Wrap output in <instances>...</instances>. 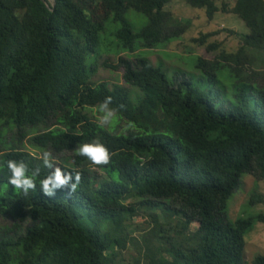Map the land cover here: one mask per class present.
Masks as SVG:
<instances>
[{"label":"trees","instance_id":"obj_1","mask_svg":"<svg viewBox=\"0 0 264 264\" xmlns=\"http://www.w3.org/2000/svg\"><path fill=\"white\" fill-rule=\"evenodd\" d=\"M170 1L0 0V146L8 144L0 147V165L23 161L27 175L39 169L35 188L24 194L0 167V216L14 220L0 229V264H124L134 240L128 220L148 210L157 222L148 239H157L161 255L149 247L153 255L144 264L245 263V235L264 223V213L233 221L227 209L246 174L264 176L263 72H247L264 62V0H183L208 19L219 10L234 13L249 28L236 52L197 57L203 75L197 82L170 80L136 53L165 47L184 32L180 24L189 21L165 9ZM83 2H102L106 17L118 24L115 46L134 59L121 56L105 65L123 68L125 83L139 92L135 99L121 85L89 83L108 24L96 22ZM129 9L147 18L139 30L125 17ZM106 97L113 122L101 126L90 111ZM122 120L126 132L117 131ZM93 139L108 150L107 164L77 153ZM48 150L61 155L62 171L79 174L75 192L67 185L52 196L41 192L39 180L56 165L50 157L53 169L43 165ZM171 216L178 219L174 237L160 232ZM252 263L264 264V254Z\"/></svg>","mask_w":264,"mask_h":264},{"label":"rangeland","instance_id":"obj_2","mask_svg":"<svg viewBox=\"0 0 264 264\" xmlns=\"http://www.w3.org/2000/svg\"><path fill=\"white\" fill-rule=\"evenodd\" d=\"M233 0H231V4ZM93 17L96 22H106V29L101 34L102 43L98 52L92 57L94 67L91 68L88 77L89 83L96 85L101 82L108 83L109 87L114 84L121 85L127 89L131 98L135 99L138 97L139 92L136 88L131 87L125 83L123 79V68L119 67L113 69L106 66L107 62L115 64L119 57L129 56L133 60V55L126 51L119 52V48L116 45L115 39H113V32L117 29L118 24L115 23L110 17H106L108 11L104 8L102 2H98L95 5L88 3H81ZM165 9L170 12L172 16L180 18L189 23L183 22L180 24L184 27V32L181 36L171 41L165 47L155 49H141L136 51L140 52V55L146 56L150 61L161 67L165 72L166 76L170 80L175 78H186L191 79L194 82L199 81L203 75L200 70L196 68L197 57H205L212 59V54L224 51L227 53L236 52L241 46V41L244 35L249 32V28L246 26L244 21L236 14L229 12H222L221 10L216 11L213 19H208L205 10L202 8L192 7L183 2V0H171L165 5ZM126 19L132 24L135 30H139L147 23V18L132 9L127 10L125 14ZM204 33H210L204 42H200L199 39ZM195 39V40H194ZM118 51V52H117ZM214 52V53H213ZM254 50L248 51V55L254 54ZM128 54V55H127ZM264 54V51L262 52ZM261 59V54H258ZM259 65L250 67L247 72L251 73V70L256 72L261 69L263 72L262 76H259V81L264 83V62L260 61ZM186 72V73H185ZM220 73H228L223 69ZM91 108V113L96 118L97 114H94ZM97 119V118H96ZM111 120L109 125H111ZM108 125V124H105ZM118 132H126L130 127L126 120H122L116 125ZM10 133V132H8ZM28 141L25 140V143ZM8 144H2L1 148H6ZM26 150L31 152L38 151L28 144L25 145ZM49 157L53 158L56 162L54 168L58 166L60 154H54L52 150L47 151ZM97 173V179H101L104 173L99 169L93 168ZM130 202V200H128ZM228 217L231 220H236L243 217L256 216L259 213H264V176H257L253 174H246L240 181V185L234 195L228 200ZM157 214L161 216V211L156 209ZM151 211H139L134 216L133 220H128V230L134 236V240L129 243V246L124 250V264H136L140 262L145 263L146 256L153 255V251L156 252L155 257L158 258L161 254L159 253L158 241L156 238H149V233L156 227V221L148 215ZM171 221L165 222L161 231H164L165 236L174 237L176 227L175 216H171ZM27 221L31 222L30 219ZM163 222V220H160ZM14 220L8 216H0V229L2 227H11ZM197 222L192 224L193 228H196ZM29 224H26V226ZM150 240L151 242L147 241ZM257 254H264V223L257 222L251 230L247 231L245 235V263L253 264L252 260Z\"/></svg>","mask_w":264,"mask_h":264},{"label":"clouds","instance_id":"obj_3","mask_svg":"<svg viewBox=\"0 0 264 264\" xmlns=\"http://www.w3.org/2000/svg\"><path fill=\"white\" fill-rule=\"evenodd\" d=\"M110 98H105L98 107L92 109L96 118L101 126L108 124L114 116V112L109 108ZM77 153L80 156L85 157L94 165L107 164L109 160V153L106 147L96 139H93L91 142L83 143L78 145L76 149ZM42 163L46 168L53 169V164L49 160V153L44 152L42 154ZM0 167H6L9 176L7 183L13 187L14 190H19L24 194H27L30 189H34L36 184L34 183V178L38 176L39 169H36L31 172L30 175H27V166L23 161H13L7 160ZM68 167H64V170L60 167H55L45 178L39 180V186L41 192L45 196H52L53 189L68 186L69 193H73L77 190V186L80 182L79 174L72 169L69 173L67 171ZM98 169V168H96ZM101 171V170H100ZM102 172V171H101ZM71 181V183H70Z\"/></svg>","mask_w":264,"mask_h":264},{"label":"water","instance_id":"obj_4","mask_svg":"<svg viewBox=\"0 0 264 264\" xmlns=\"http://www.w3.org/2000/svg\"><path fill=\"white\" fill-rule=\"evenodd\" d=\"M49 1L51 2L52 5L55 4V0H49ZM47 6H48V8H51V7H49V5H47Z\"/></svg>","mask_w":264,"mask_h":264}]
</instances>
